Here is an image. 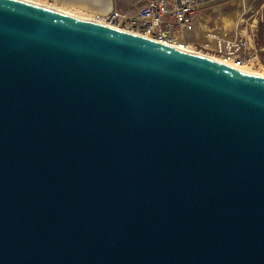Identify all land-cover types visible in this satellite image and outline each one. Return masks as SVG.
I'll list each match as a JSON object with an SVG mask.
<instances>
[{
  "label": "water",
  "instance_id": "95a60500",
  "mask_svg": "<svg viewBox=\"0 0 264 264\" xmlns=\"http://www.w3.org/2000/svg\"><path fill=\"white\" fill-rule=\"evenodd\" d=\"M0 264H264V76L0 0Z\"/></svg>",
  "mask_w": 264,
  "mask_h": 264
},
{
  "label": "built area",
  "instance_id": "2783aa9c",
  "mask_svg": "<svg viewBox=\"0 0 264 264\" xmlns=\"http://www.w3.org/2000/svg\"><path fill=\"white\" fill-rule=\"evenodd\" d=\"M223 0H146L133 14L115 8L94 15L96 22L106 26L149 37L162 44L196 52L235 57V65H255L258 55L250 47L248 27L244 20L230 34H220L223 28L213 25L214 11ZM211 16V20H208ZM206 24L201 45L185 40ZM220 34V35H219ZM191 49V50H192ZM239 49V51H235Z\"/></svg>",
  "mask_w": 264,
  "mask_h": 264
},
{
  "label": "rangeland",
  "instance_id": "374dc122",
  "mask_svg": "<svg viewBox=\"0 0 264 264\" xmlns=\"http://www.w3.org/2000/svg\"><path fill=\"white\" fill-rule=\"evenodd\" d=\"M28 2H34L35 4H42L51 7L53 10H64L73 13H84L92 15L88 10L81 8V4L75 0H25ZM113 5L110 8L120 10L125 14H133L138 8L145 3L146 0H109ZM109 8V7H107ZM263 8L264 0H223L222 3L215 9V15L219 14L222 21L226 18H231L235 21V26L240 20H245L244 26L248 27V38L250 47L254 53L258 55L255 65H251L256 71L264 73V37H263ZM58 10V11H59ZM225 24V21L223 22ZM237 23V24H236ZM235 26H231L233 29ZM236 28V27H235ZM230 29L227 27L225 29ZM221 34V33H220ZM219 34V35H220ZM201 54H204L201 51ZM206 56H210L215 59H228L229 57H223L220 54L206 53ZM221 61V60H220Z\"/></svg>",
  "mask_w": 264,
  "mask_h": 264
},
{
  "label": "bare ground",
  "instance_id": "6f19581e",
  "mask_svg": "<svg viewBox=\"0 0 264 264\" xmlns=\"http://www.w3.org/2000/svg\"><path fill=\"white\" fill-rule=\"evenodd\" d=\"M66 1H71V0H66ZM77 1L78 3L81 4V8L83 9H86L88 10L92 15H88V14H84V13H81L79 12L78 14L77 13H73V12H70V11H64V10H59V12H62L64 14H67V15H70V16H74V17H77V18H84V19H88V20H93L96 22V20L94 19V15L97 13V12H106L105 9H107V7L110 8V6L112 5L110 3L109 0H75ZM34 3V2H33ZM42 5V4H41ZM43 6V5H42ZM45 7H48V8H51L47 5H44ZM113 6V5H112ZM52 9V8H51ZM54 9V8H53ZM57 10V11H58ZM225 21V27H230L233 25L235 26V21H233V19L231 18H226L224 19L222 22ZM225 28V29H226ZM192 48H190L189 50H191ZM193 50V49H192ZM196 52V51H195ZM201 53V52H200ZM210 57V56H208ZM212 58V57H210ZM215 59V58H213ZM219 62H222L224 64H227L229 66H232V67H235V68H238V69H241L245 72H250V73H254V74H260V75H263L264 76V73H261V71H256L255 69H253L250 65H244V66H238V65H235V57L234 56H231L229 57L228 59L224 58V59H215Z\"/></svg>",
  "mask_w": 264,
  "mask_h": 264
},
{
  "label": "crops",
  "instance_id": "0c3cea01",
  "mask_svg": "<svg viewBox=\"0 0 264 264\" xmlns=\"http://www.w3.org/2000/svg\"><path fill=\"white\" fill-rule=\"evenodd\" d=\"M211 13H212V17L215 19V22H213V25H215V26H216V24L220 25L223 28L222 30H224V31L220 32L221 34H230L231 31H234L236 29L235 27H237L239 24V23L238 24L236 23L237 26H235L233 29H228L227 30L228 32H226L225 31V28H226L225 24L222 22V19H220L221 16H219V14L215 15V10L212 11ZM210 18H211V16H209L208 20H211ZM241 21L242 20H240L239 22H241ZM244 22H245V20H244ZM206 28H207L206 24H201L200 28H198V31L196 33L187 34L184 39L187 41H194L196 44L201 45V43L204 39V36L202 35V33H203V31H205ZM235 51H239V49H235Z\"/></svg>",
  "mask_w": 264,
  "mask_h": 264
}]
</instances>
